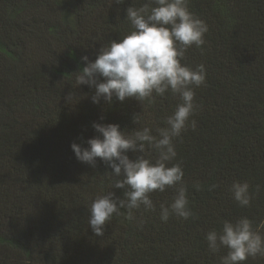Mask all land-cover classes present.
I'll use <instances>...</instances> for the list:
<instances>
[{"label": "trees", "instance_id": "obj_1", "mask_svg": "<svg viewBox=\"0 0 264 264\" xmlns=\"http://www.w3.org/2000/svg\"><path fill=\"white\" fill-rule=\"evenodd\" d=\"M145 2L0 0V264H220L226 250L211 254L204 233L241 216L264 220V0H190L208 32L203 52L189 48L182 63L203 64L206 84L194 89L197 127L174 140L172 163L183 167L196 217L161 222L160 205L176 193L168 188L150 194L155 211L141 207L129 221L121 209L102 237L89 227L111 169L79 162L71 143L86 147L94 121L156 135L178 103L167 93L94 104V89L75 82L81 56L95 60L101 44L122 38L125 9ZM233 181L249 183L250 206L232 198Z\"/></svg>", "mask_w": 264, "mask_h": 264}, {"label": "clouds", "instance_id": "obj_2", "mask_svg": "<svg viewBox=\"0 0 264 264\" xmlns=\"http://www.w3.org/2000/svg\"><path fill=\"white\" fill-rule=\"evenodd\" d=\"M113 2L120 5L124 0ZM189 5L190 0H147L139 7L130 4L124 16L130 30L118 40L101 44L95 60L81 56L84 66L74 72L77 86L94 89V104L103 101L111 105L114 98L119 102L132 98L140 104L151 103L155 96L167 93L178 98L174 111L164 118L166 126L157 128L156 135L149 126L129 131L117 123L94 121L92 127L98 135L89 137L86 147L71 143L79 162L95 167L99 158L111 169V190L96 196L88 208V225L95 236L104 235L108 222L120 215L121 209L127 210L129 221L136 218L134 213L141 207L155 211L150 194L168 188H175L176 193L171 203L160 205L161 222L167 223L172 216L184 220L196 217L184 184L183 167L172 163L177 157L174 140L197 127L192 117L200 105L195 101L194 89L206 84L203 64L192 67L182 63L189 48L203 52L208 32L207 23ZM149 150L156 155H148ZM129 151L135 158H129ZM113 188L123 189L122 198ZM249 189L247 181H233L230 191L239 206H250L253 194ZM203 238L211 254L226 250L219 258L220 264H244L249 258H264V220L254 223L247 216L223 220L219 229L206 231Z\"/></svg>", "mask_w": 264, "mask_h": 264}]
</instances>
